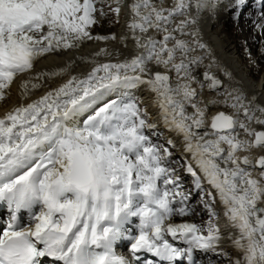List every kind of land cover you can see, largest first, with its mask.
<instances>
[{
  "label": "snow or ice",
  "instance_id": "1",
  "mask_svg": "<svg viewBox=\"0 0 264 264\" xmlns=\"http://www.w3.org/2000/svg\"><path fill=\"white\" fill-rule=\"evenodd\" d=\"M124 3L0 0V101L20 78L0 114V264H264V105L200 39L203 14L221 8L237 22L254 13L264 36V0H128L123 34L94 33ZM129 39L131 54L36 67Z\"/></svg>",
  "mask_w": 264,
  "mask_h": 264
},
{
  "label": "bare ground",
  "instance_id": "2",
  "mask_svg": "<svg viewBox=\"0 0 264 264\" xmlns=\"http://www.w3.org/2000/svg\"><path fill=\"white\" fill-rule=\"evenodd\" d=\"M127 2L128 0H125V3L122 6L120 20L113 32L108 31L109 23L107 20H104L102 26H97V31L95 30L96 32L94 33H115L117 37L123 34L128 19ZM223 3L226 4L227 0H223ZM253 17V20L241 18L237 22L231 18L230 13L224 12L222 8L211 15L204 13L203 18L200 21V39L210 47L211 53L216 58L218 64L231 72L232 80L230 83L233 86H239L244 89L246 95L249 97L256 94V102L264 105V36L260 35L255 28V24L259 23V20H255L254 13ZM109 18L111 20L114 19L111 14H109ZM100 47L119 49L127 55L132 52L133 41L129 39L126 46L121 45L118 41H108L106 43L89 42L76 52H66L60 56L45 57L37 62L36 67L37 69H40L41 67H51L54 61L60 63L74 55H85ZM122 58V56L113 57L114 60ZM204 63H208L207 58H205ZM89 68L90 65L77 61L76 66L73 68V72L87 71ZM212 71L217 72V74L220 75L216 68H213ZM61 79L66 80L67 76ZM61 79L53 81L52 86L54 87L59 84ZM19 82L20 78H17V80L11 85L10 96L7 101L0 104V114H3V112L19 102ZM43 91L44 89L37 91L31 98L35 99L37 96L41 95ZM136 95L141 100L142 105L149 104L151 99V94L149 92L141 88L136 92ZM205 95H209V93H205ZM148 111L150 116H155V109L148 107ZM210 111L215 112L216 109L213 108ZM181 175L183 178L188 176L183 172H181ZM206 218L207 217L205 216L204 219ZM200 221V219H197L196 223H199ZM220 222L222 224L224 223L223 217H221ZM223 235L227 236L228 231L224 230ZM222 243H227V241H223ZM226 250L232 255L236 254L231 247H228ZM197 256L198 258H201L199 257V254H197ZM201 259H204L205 264H207L206 257ZM219 264H228V261L221 260L219 261Z\"/></svg>",
  "mask_w": 264,
  "mask_h": 264
},
{
  "label": "rangeland",
  "instance_id": "3",
  "mask_svg": "<svg viewBox=\"0 0 264 264\" xmlns=\"http://www.w3.org/2000/svg\"><path fill=\"white\" fill-rule=\"evenodd\" d=\"M105 10L107 11V8H105ZM111 16L114 17V19H112V20H115V15H114V14H111ZM108 19H110V18H108ZM119 20H120V14H119ZM107 21H108V20H107ZM102 23H103V21H102ZM117 24H118V23H115V24H109L108 31H109V32H113L114 29L116 28ZM99 27H101V26H99ZM95 30L97 31V27H95V28L93 29L94 32H96ZM7 99H8V98H7ZM7 99L4 100V101H0V104H2V103H4L5 101H7ZM140 102H141V101H140ZM141 105H142V104H141ZM142 106H143V105H142ZM161 142H163L162 139H161ZM183 179H184V184H185V186H186V187H190V186H191V177H190V176H185ZM198 199H199L198 194L194 195V196L192 197L193 203H195V201L198 200ZM191 219L193 220V222H196L197 219L199 220L200 218L193 217V218H191ZM200 220H201V219H200ZM200 222H201V221H200ZM200 222H199V223H200ZM225 261H226V260H225Z\"/></svg>",
  "mask_w": 264,
  "mask_h": 264
}]
</instances>
